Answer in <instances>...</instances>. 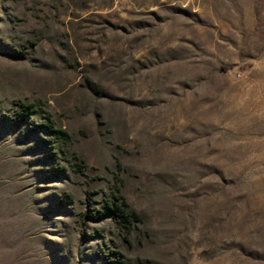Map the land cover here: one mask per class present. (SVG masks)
Returning a JSON list of instances; mask_svg holds the SVG:
<instances>
[{
  "label": "rangeland",
  "instance_id": "obj_1",
  "mask_svg": "<svg viewBox=\"0 0 264 264\" xmlns=\"http://www.w3.org/2000/svg\"><path fill=\"white\" fill-rule=\"evenodd\" d=\"M118 258L264 264V0H0V264Z\"/></svg>",
  "mask_w": 264,
  "mask_h": 264
},
{
  "label": "trees",
  "instance_id": "obj_2",
  "mask_svg": "<svg viewBox=\"0 0 264 264\" xmlns=\"http://www.w3.org/2000/svg\"><path fill=\"white\" fill-rule=\"evenodd\" d=\"M55 134L58 138L63 139V136H66L62 131H55ZM107 214H110L116 221L117 224L127 230H131V226L134 220L138 219L136 212H129L127 209V204L122 201L121 198L113 197V200L110 203H107L103 207ZM104 214V212H102ZM101 213V214H102ZM121 257L119 253H114ZM114 264H128L123 258H118Z\"/></svg>",
  "mask_w": 264,
  "mask_h": 264
}]
</instances>
